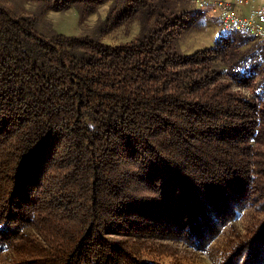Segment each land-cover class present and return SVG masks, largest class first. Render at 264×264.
<instances>
[{
    "label": "trees",
    "instance_id": "16d2710c",
    "mask_svg": "<svg viewBox=\"0 0 264 264\" xmlns=\"http://www.w3.org/2000/svg\"><path fill=\"white\" fill-rule=\"evenodd\" d=\"M176 1L40 0L109 5L91 32L51 35L0 1V264H183L148 255L206 250L227 225L217 264H264L260 62L180 52ZM128 16L134 37L100 38Z\"/></svg>",
    "mask_w": 264,
    "mask_h": 264
},
{
    "label": "rangeland",
    "instance_id": "374dc122",
    "mask_svg": "<svg viewBox=\"0 0 264 264\" xmlns=\"http://www.w3.org/2000/svg\"><path fill=\"white\" fill-rule=\"evenodd\" d=\"M3 4L10 6L15 12L23 15H28L34 19V23L39 32L45 35H51L54 32L64 34H83L93 30L98 20L103 17V14L108 11V2L99 4L95 11H89L82 6L78 8L71 5L65 9L57 10L52 7H44L40 0H0ZM177 5L180 9H185L187 12L184 19L177 26L176 37L174 44L182 53H192L197 49L210 48L216 43H226L238 50L239 55L245 50L252 51L247 60L248 66L251 65V60H256L260 64L256 65L252 72L253 84L257 85L264 82V42L254 41L249 36L241 32H227L224 30L218 19L212 16L211 12L196 7L194 0H177ZM211 14V15H210ZM117 21V20H116ZM139 30V22L135 17H125L118 22L104 35L101 39L109 44H118L127 41L135 36ZM213 61L222 69L223 76L227 77L225 67L218 56L213 58ZM252 86L240 85L235 82L233 87H240L246 93L251 95L258 91V86L255 90ZM249 208L241 211L239 215L232 221L234 227L243 231L249 217ZM230 228L224 227L222 233L218 235L208 246L206 250H197L192 247H187L181 242L163 241L166 244L172 245L173 249L150 253L148 256L156 259L158 262H170L178 260L183 264H217L216 260L220 249L226 244L227 237L231 235Z\"/></svg>",
    "mask_w": 264,
    "mask_h": 264
},
{
    "label": "built area",
    "instance_id": "2783aa9c",
    "mask_svg": "<svg viewBox=\"0 0 264 264\" xmlns=\"http://www.w3.org/2000/svg\"><path fill=\"white\" fill-rule=\"evenodd\" d=\"M197 8L208 9L217 16L227 32H241L254 41L264 42V0H194ZM249 7L238 12V6Z\"/></svg>",
    "mask_w": 264,
    "mask_h": 264
},
{
    "label": "crops",
    "instance_id": "0c3cea01",
    "mask_svg": "<svg viewBox=\"0 0 264 264\" xmlns=\"http://www.w3.org/2000/svg\"><path fill=\"white\" fill-rule=\"evenodd\" d=\"M249 6H250L249 3L247 4V6H243V7L242 6H238V12H240V11L241 12H245L248 9ZM202 10L206 11L207 13H210V11L208 9H202ZM211 14H212V16H214L215 18H217V16L215 14H213V13H211Z\"/></svg>",
    "mask_w": 264,
    "mask_h": 264
}]
</instances>
